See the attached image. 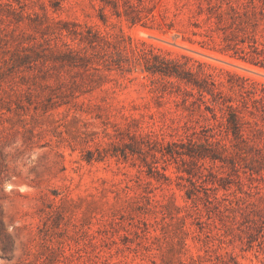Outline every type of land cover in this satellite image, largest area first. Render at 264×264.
<instances>
[{"label": "rangeland", "instance_id": "1", "mask_svg": "<svg viewBox=\"0 0 264 264\" xmlns=\"http://www.w3.org/2000/svg\"><path fill=\"white\" fill-rule=\"evenodd\" d=\"M257 59L264 0H0V264H264Z\"/></svg>", "mask_w": 264, "mask_h": 264}, {"label": "trees", "instance_id": "2", "mask_svg": "<svg viewBox=\"0 0 264 264\" xmlns=\"http://www.w3.org/2000/svg\"><path fill=\"white\" fill-rule=\"evenodd\" d=\"M253 43H255L254 45H252L251 47L254 49V50H258L259 49V47L257 46V44H256V41H254ZM258 60V59H257ZM256 64H260V65H264V63H263V61H261V60H258V61H254Z\"/></svg>", "mask_w": 264, "mask_h": 264}]
</instances>
